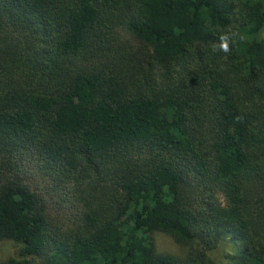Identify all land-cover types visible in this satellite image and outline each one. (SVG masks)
I'll use <instances>...</instances> for the list:
<instances>
[{
    "label": "trees",
    "instance_id": "trees-1",
    "mask_svg": "<svg viewBox=\"0 0 264 264\" xmlns=\"http://www.w3.org/2000/svg\"><path fill=\"white\" fill-rule=\"evenodd\" d=\"M263 29L264 0H0V264H264Z\"/></svg>",
    "mask_w": 264,
    "mask_h": 264
},
{
    "label": "rangeland",
    "instance_id": "rangeland-1",
    "mask_svg": "<svg viewBox=\"0 0 264 264\" xmlns=\"http://www.w3.org/2000/svg\"><path fill=\"white\" fill-rule=\"evenodd\" d=\"M264 37V29L261 32ZM156 251L173 255L177 258H184L190 248L189 244L176 241L170 234L161 230L152 232ZM21 244L13 240H0V263L8 257L19 254ZM240 254V243L237 240L227 239L220 242L208 252L214 264H236V256ZM35 264H42L38 258H31Z\"/></svg>",
    "mask_w": 264,
    "mask_h": 264
},
{
    "label": "clouds",
    "instance_id": "clouds-1",
    "mask_svg": "<svg viewBox=\"0 0 264 264\" xmlns=\"http://www.w3.org/2000/svg\"><path fill=\"white\" fill-rule=\"evenodd\" d=\"M219 48H220V50H222L225 53L230 51V49L228 47L227 40L224 39V36L221 37Z\"/></svg>",
    "mask_w": 264,
    "mask_h": 264
}]
</instances>
